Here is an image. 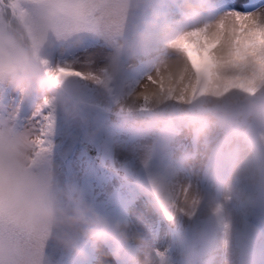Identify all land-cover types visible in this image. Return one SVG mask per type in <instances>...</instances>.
Here are the masks:
<instances>
[{
  "label": "clouds",
  "instance_id": "1",
  "mask_svg": "<svg viewBox=\"0 0 264 264\" xmlns=\"http://www.w3.org/2000/svg\"><path fill=\"white\" fill-rule=\"evenodd\" d=\"M108 261L264 264V7L0 0V264Z\"/></svg>",
  "mask_w": 264,
  "mask_h": 264
},
{
  "label": "rangeland",
  "instance_id": "2",
  "mask_svg": "<svg viewBox=\"0 0 264 264\" xmlns=\"http://www.w3.org/2000/svg\"><path fill=\"white\" fill-rule=\"evenodd\" d=\"M65 163L69 169L76 168L82 171L96 169L97 156L95 149H88L86 152L82 153H77L75 151L70 152L67 155ZM93 182L99 189H107V194L114 197H119L121 195L118 183H116L112 177L98 169H96V175L93 177ZM139 204L143 207L141 202H139Z\"/></svg>",
  "mask_w": 264,
  "mask_h": 264
},
{
  "label": "bare ground",
  "instance_id": "3",
  "mask_svg": "<svg viewBox=\"0 0 264 264\" xmlns=\"http://www.w3.org/2000/svg\"><path fill=\"white\" fill-rule=\"evenodd\" d=\"M235 0H226V4L234 3ZM252 5H255V7H251ZM245 8H248L251 11H254L258 8L264 7V0H249V3L245 6ZM243 11V9H240ZM229 86H231V82H229ZM130 213H135L137 217H142L144 215L143 207L139 204V202L132 203L129 207Z\"/></svg>",
  "mask_w": 264,
  "mask_h": 264
},
{
  "label": "snow or ice",
  "instance_id": "4",
  "mask_svg": "<svg viewBox=\"0 0 264 264\" xmlns=\"http://www.w3.org/2000/svg\"><path fill=\"white\" fill-rule=\"evenodd\" d=\"M249 3V0H235L234 3H230V4H227L228 7L230 8H238V9H243V13H249L251 12V10H249L248 8H245V4H248ZM251 7H255V5H252ZM107 264H111L110 261L107 262Z\"/></svg>",
  "mask_w": 264,
  "mask_h": 264
}]
</instances>
